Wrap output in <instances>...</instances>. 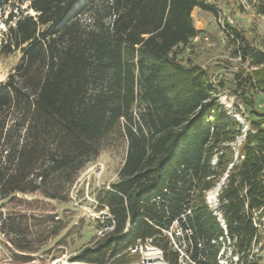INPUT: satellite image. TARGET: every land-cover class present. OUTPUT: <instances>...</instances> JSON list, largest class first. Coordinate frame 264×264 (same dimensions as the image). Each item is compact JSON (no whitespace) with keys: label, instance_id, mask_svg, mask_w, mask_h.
<instances>
[{"label":"trees","instance_id":"16d2710c","mask_svg":"<svg viewBox=\"0 0 264 264\" xmlns=\"http://www.w3.org/2000/svg\"><path fill=\"white\" fill-rule=\"evenodd\" d=\"M247 1L264 15V0ZM11 2L17 12L1 50L19 59L0 82V232L16 249L37 251L25 216L5 208L27 194L69 203L82 170L104 149L125 147L118 179L95 193L113 229L65 264H134L130 247L147 239L180 264L164 233L176 220L191 229L177 242L198 264H220V239L238 257L229 264H260L264 113L250 121L234 160L242 123L219 102L208 69L177 56L202 33L193 10L218 9L205 0H0V10ZM225 30L235 55L257 68L251 78L264 82V38L257 46ZM225 174L223 226L206 194Z\"/></svg>","mask_w":264,"mask_h":264},{"label":"rangeland","instance_id":"374dc122","mask_svg":"<svg viewBox=\"0 0 264 264\" xmlns=\"http://www.w3.org/2000/svg\"><path fill=\"white\" fill-rule=\"evenodd\" d=\"M205 1L218 9V15L195 8L192 16L195 26L202 33L187 46L179 47L177 56L184 64L198 63L208 69L213 84L217 87L219 102L225 106L231 117L242 123L243 134L231 144L234 160L238 161L241 143L250 128V121H261L259 115L264 113V82L259 83L255 78H251L257 68L251 67L248 62L235 55V44L230 40L225 28L227 24L237 28L253 45L259 46L264 38V15L258 13L255 6L247 0ZM27 2L20 8L26 9ZM13 5L11 2L7 8L0 10V82L7 78L19 59L18 52L6 55L1 50L11 9L14 13L17 12L14 9L16 6ZM125 152V147L104 149L97 159L82 170L74 185L72 201L67 204L44 198L39 194H27L20 196V202L5 208L4 215L11 214L17 218L25 216L23 221L30 233L29 244L37 251H19L0 232V264L70 263V257L81 247L91 244L98 236L99 222L96 216L99 210L95 193L101 188L110 187V184L118 179ZM226 181L225 174L206 194V201L219 221L223 220V217L218 208V195ZM173 228L175 229V226ZM219 242L221 249L217 259L220 264H229L230 259H237V256L234 257L231 253V242L228 239H220ZM177 245L181 253L179 263L194 264L185 245ZM253 253L260 264H264V241L254 245ZM135 255L138 261L134 264H139L140 256ZM161 261L168 264L164 255Z\"/></svg>","mask_w":264,"mask_h":264},{"label":"built area","instance_id":"2783aa9c","mask_svg":"<svg viewBox=\"0 0 264 264\" xmlns=\"http://www.w3.org/2000/svg\"><path fill=\"white\" fill-rule=\"evenodd\" d=\"M109 188V187H108ZM97 220L100 223V228L98 229V237H104L109 231L113 229V221L112 224L109 222V220L112 219V215L110 214L108 208L101 209L97 213ZM224 224V220H221ZM175 226V229L173 228ZM164 233L168 235L172 241V243L175 245V247L178 249L179 244L177 242V239L184 238L185 235H191L192 231L189 228H184L181 226V224L176 220L174 221L173 225L170 227V229H165ZM222 240V239H221ZM130 250L133 253H136L140 256L139 258V264H164L161 260H163V251L160 247L154 245L152 243L151 239H147L146 241H138L137 244L130 247ZM155 253V254H153ZM235 261L238 260L234 258ZM194 264H198L197 262H193Z\"/></svg>","mask_w":264,"mask_h":264},{"label":"bare ground","instance_id":"6f19581e","mask_svg":"<svg viewBox=\"0 0 264 264\" xmlns=\"http://www.w3.org/2000/svg\"><path fill=\"white\" fill-rule=\"evenodd\" d=\"M153 254H155V253H153ZM156 255V254H155Z\"/></svg>","mask_w":264,"mask_h":264}]
</instances>
